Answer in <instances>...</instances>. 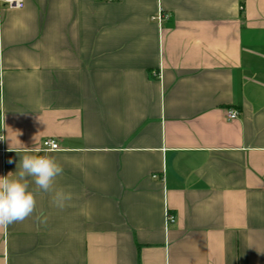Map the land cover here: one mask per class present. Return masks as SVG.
Segmentation results:
<instances>
[{"label": "crops", "instance_id": "obj_1", "mask_svg": "<svg viewBox=\"0 0 264 264\" xmlns=\"http://www.w3.org/2000/svg\"><path fill=\"white\" fill-rule=\"evenodd\" d=\"M0 81V176L51 140L71 193L0 264H264V0L0 5Z\"/></svg>", "mask_w": 264, "mask_h": 264}, {"label": "clouds", "instance_id": "obj_2", "mask_svg": "<svg viewBox=\"0 0 264 264\" xmlns=\"http://www.w3.org/2000/svg\"><path fill=\"white\" fill-rule=\"evenodd\" d=\"M40 151L43 150L26 149L16 172L0 176V227L6 229L31 216L36 208L37 191L53 193L52 203L61 209L71 199L70 192L54 188L56 178L63 173L62 165L55 156L47 151L39 154ZM33 183L35 190L30 188Z\"/></svg>", "mask_w": 264, "mask_h": 264}, {"label": "built area", "instance_id": "obj_3", "mask_svg": "<svg viewBox=\"0 0 264 264\" xmlns=\"http://www.w3.org/2000/svg\"><path fill=\"white\" fill-rule=\"evenodd\" d=\"M106 2H113L114 0H104ZM0 5L3 7H6L8 9H22L25 5V0H0ZM153 20H161L162 16L158 15V17L152 18ZM2 91V84L0 81V93ZM238 117V113L236 111H230L228 113V118L230 120H235ZM2 137V136H0ZM3 139H0V144H2ZM42 152H53L59 150V145L51 140H45L43 142ZM176 223V217L168 212V210L165 211V228H167L170 225H173Z\"/></svg>", "mask_w": 264, "mask_h": 264}]
</instances>
